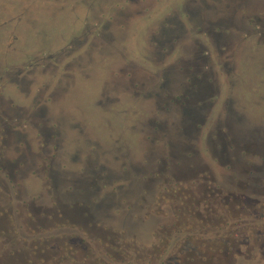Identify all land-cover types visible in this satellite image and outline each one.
<instances>
[{
    "label": "rangeland",
    "instance_id": "1",
    "mask_svg": "<svg viewBox=\"0 0 264 264\" xmlns=\"http://www.w3.org/2000/svg\"><path fill=\"white\" fill-rule=\"evenodd\" d=\"M205 2L0 0V66L10 68L13 80L26 68L21 87L8 81L26 90L20 93V110L43 119L44 131L57 122L53 168L61 178L84 180L78 190L91 207L85 220L63 212L44 218L33 210L28 222L35 225L47 219L59 227L76 223L75 229L27 231L25 221L14 213L12 245L4 239L8 230L0 227V264H264L261 222L248 223L251 215L244 205L229 219L219 211L221 218L210 230L193 232L186 221L189 228L184 233L191 237L190 244L181 235L184 246L179 243L167 249L166 245L165 215L190 199L167 190L162 177L168 163L179 168L180 160H186L180 165L224 160L223 149L240 163L264 146V23L262 37L254 40L245 34L244 38L242 25L254 23L240 16V11L253 9L264 20V8L256 10L251 3L248 8L237 6L233 28L213 34L221 48L219 59L236 73V81L230 83L226 77L218 82L226 98L214 116V109L195 103L187 105L184 114L181 102H170L185 79L183 67L190 56L185 50L193 46L166 39L180 30L190 35L189 12L193 18L202 9L204 14H215L209 6L222 1ZM202 3L205 6L200 8ZM211 24L206 22L208 30ZM133 90L139 96L131 97ZM15 92L7 87L6 97ZM28 132V127L20 131L23 137H30ZM236 165L239 174L243 167ZM219 170L217 174L224 175ZM157 178L161 182L154 183ZM24 186L30 192L37 184ZM222 224L224 230H217ZM39 233V239H31ZM227 239L235 246H226ZM197 243L199 248L194 247ZM189 248L193 261L185 257Z\"/></svg>",
    "mask_w": 264,
    "mask_h": 264
},
{
    "label": "flooded vegetation",
    "instance_id": "2",
    "mask_svg": "<svg viewBox=\"0 0 264 264\" xmlns=\"http://www.w3.org/2000/svg\"><path fill=\"white\" fill-rule=\"evenodd\" d=\"M220 1H222L221 4L212 2L214 5L209 6L211 9L212 7L214 10L216 9L215 14L212 13L210 15L208 11L204 14L205 10L202 9L198 10L200 12L199 15L196 14L193 18L192 12H189V19L193 23L190 27V35H187L186 32V34H184L183 30H180L175 35H170L166 39L172 43L178 40L186 47H188L190 43L193 46V49L186 48L185 50V55L188 54L190 56L185 59V66L183 67L185 79L181 84L180 92L174 93L173 100H170V102L174 101L175 103L178 101L181 102L184 114L187 112V105H192L194 103L205 109H214L215 111H212L213 116L214 112L216 113V111H218V105L221 102L223 103L226 98V92L221 89L223 85H221L220 88L218 82L220 79H226V77L230 83L234 82V80L236 81V73L235 70L233 71V67L225 62H221L219 59L221 48H217V40L213 34L218 33L221 29H226L227 26H229L230 30L233 28L231 22L233 20L235 24L237 6L248 8V3H251L256 10L264 8V0ZM205 3L204 0V4ZM204 4H200L199 7H204L206 5ZM153 7L154 4L152 8ZM199 7H197V9ZM196 11L195 9V12ZM240 16H245L248 22L254 23V26L251 27L249 23L247 24L245 22L246 19L245 21L242 20L246 23L243 24L241 28V32L244 34L242 37L246 38L245 34H249L248 38L254 40L257 36L262 37L261 26L264 20L256 13H253V9L252 12L249 9H247V11L245 9V12L240 11ZM184 17L188 18L186 15ZM205 17H207V19ZM193 19H195L194 22ZM186 21L185 19V22ZM207 21L212 23L209 26V30L205 25ZM255 22L259 23L255 24ZM253 34H256V36H253ZM159 45L163 46L164 43ZM255 49H257L256 46L253 47V50ZM235 54L237 53L233 52V55ZM233 55L232 59L235 58ZM21 69L22 70L18 72L19 74L17 73L18 75L15 76L16 79L13 80L10 68L6 65L0 66V227L3 226L8 230L4 239L6 238L10 245L13 244V240L10 239L11 229L16 226L15 218L13 217L14 213L17 214L21 220L25 221L24 226L27 231L32 229L45 230L49 227L57 230L61 227L70 229L73 227L75 229V227H78L76 223L74 225L72 224V226L71 223L68 222V224H62V226L59 227L61 224L55 222L50 223L46 221L47 219H34L35 222L40 220L39 224L37 223L35 225H30L28 222H30V219H33V210L39 211L44 218L47 216L52 219L53 216L57 214L60 215L61 212H63L70 217L72 216L73 218L85 220L91 208L89 205H86V197L82 194V191L78 190L80 186L79 182L84 180L78 181L70 177L61 178L53 168V159L57 145L55 138H53V133L54 131L58 133V130H56L57 122H51V127L44 131L43 119L31 117L28 111L26 116L22 114L20 110L21 105L19 106L18 104L21 94L25 93L26 90L24 91L22 88L15 85L13 86L10 84L11 82H8L15 81V83L20 85L24 80L23 77L25 73H23V71L26 68L23 67ZM7 87H13L16 91V95L7 98ZM132 93L134 96L131 97L133 98L139 96L136 90H133ZM34 97L37 96L35 95ZM44 97H46V95ZM28 99L29 96L26 97L27 102ZM37 102L38 98L35 99V104H37ZM26 127L29 129L28 134L31 138L27 136L23 137L20 133V131ZM259 129L258 131L263 130L262 127ZM248 133H250L248 134L250 136L253 135L250 131ZM262 139V143H264V137ZM247 142L251 141L247 139ZM90 144L91 143H89V146ZM211 149L217 152V149ZM223 152L226 153H224L223 156L227 157L224 158V160L217 157L214 158L212 162L205 161L204 164L194 165L185 164V162L183 165H180L182 161H186L180 160L179 168L173 166L172 162L168 163V169L165 168L167 169V175L164 174L162 178H164L167 190L179 198L185 195L190 197L188 202L183 204V207H175L171 214L165 215L163 224L165 232H168V239L166 240L167 249H169L170 245L175 244L176 246L179 243H183L184 246V240H181L184 235L187 237L184 238L187 240V245L190 244L191 237L184 233V231H187L189 228H186L187 226L193 227L192 231L196 233L202 232L205 227L210 230L215 226V219L221 218L219 211H222L224 218L229 219L230 215L234 214L237 207L242 205L246 207L251 215V220L247 222L254 224V221L260 220L261 228H263L262 230L264 231V146H261V150L250 152L249 157L239 160L240 163L229 158V153H227L225 149H223ZM218 153H220L219 149ZM171 161L176 162V160ZM236 164H238L239 167H243L239 174L236 172ZM219 168L222 169L224 175L217 174V172L220 171ZM186 170L191 173L181 174L187 173ZM158 179L159 178H157L154 183L161 182ZM25 182L28 183L29 187H34L35 184H37V186L34 190L29 192L25 190ZM30 182L31 185L29 184ZM38 189L41 190L38 191ZM147 211L146 206L143 209V213L145 214ZM183 216L185 220L184 223L181 222ZM188 220L190 223L186 224ZM9 223L11 228H9ZM185 224L187 225L186 227ZM17 226L20 225L17 223ZM96 226L98 227V225ZM99 227L101 228L103 226L101 225ZM20 228L22 227L20 226ZM224 228L225 225L222 224L217 227V230H224ZM51 229L49 230L51 231ZM102 229L105 230V227ZM13 231L16 230L12 229V232ZM1 233L4 234V232ZM39 235L40 233L32 234L31 239L35 240ZM260 236H264V232L261 233ZM24 239H26L25 241L28 244V236ZM51 241L53 242V240ZM213 241L215 242L216 239ZM247 243H249V239H247ZM229 244V239H227L226 246ZM230 246L234 247L235 242L230 244ZM194 247L199 248L200 246L197 243ZM202 251L204 252V249ZM187 252L189 253H185V257H187L189 261H193L195 255L192 252V248H189ZM226 253L230 254V249L227 250ZM189 256L191 258H189ZM202 258L205 259L206 256Z\"/></svg>",
    "mask_w": 264,
    "mask_h": 264
}]
</instances>
